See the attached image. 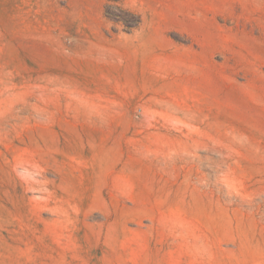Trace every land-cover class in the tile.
I'll use <instances>...</instances> for the list:
<instances>
[{
    "label": "rangeland",
    "instance_id": "rangeland-1",
    "mask_svg": "<svg viewBox=\"0 0 264 264\" xmlns=\"http://www.w3.org/2000/svg\"><path fill=\"white\" fill-rule=\"evenodd\" d=\"M0 264H264V0H0Z\"/></svg>",
    "mask_w": 264,
    "mask_h": 264
}]
</instances>
